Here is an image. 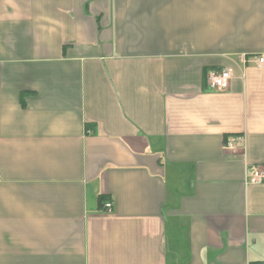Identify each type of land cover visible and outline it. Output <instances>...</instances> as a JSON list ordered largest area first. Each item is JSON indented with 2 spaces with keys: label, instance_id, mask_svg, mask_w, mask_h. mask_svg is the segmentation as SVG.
Wrapping results in <instances>:
<instances>
[{
  "label": "crops",
  "instance_id": "crops-1",
  "mask_svg": "<svg viewBox=\"0 0 264 264\" xmlns=\"http://www.w3.org/2000/svg\"><path fill=\"white\" fill-rule=\"evenodd\" d=\"M260 56L264 0H0V264H264Z\"/></svg>",
  "mask_w": 264,
  "mask_h": 264
},
{
  "label": "built area",
  "instance_id": "built-area-1",
  "mask_svg": "<svg viewBox=\"0 0 264 264\" xmlns=\"http://www.w3.org/2000/svg\"><path fill=\"white\" fill-rule=\"evenodd\" d=\"M250 57H245L243 63L249 61ZM248 59V60H247ZM242 60V59H240ZM264 58L263 57H255L254 61L257 64H262ZM243 76V75H242ZM232 79V73L227 68L221 69H209L205 74V84L208 89L211 90H226L230 86V81ZM264 181V165H259L256 169L253 170L251 175L247 178V182L249 183H260ZM104 210L109 211L111 209V202L105 201L103 203Z\"/></svg>",
  "mask_w": 264,
  "mask_h": 264
},
{
  "label": "trees",
  "instance_id": "trees-1",
  "mask_svg": "<svg viewBox=\"0 0 264 264\" xmlns=\"http://www.w3.org/2000/svg\"><path fill=\"white\" fill-rule=\"evenodd\" d=\"M102 199V198H101ZM100 203H101V200H100ZM250 264H258L257 262H251Z\"/></svg>",
  "mask_w": 264,
  "mask_h": 264
}]
</instances>
